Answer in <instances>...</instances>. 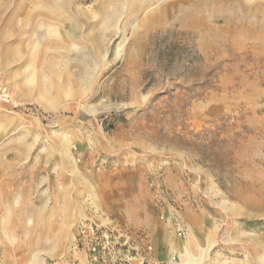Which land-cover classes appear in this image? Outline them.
<instances>
[{
  "label": "rangeland",
  "instance_id": "rangeland-1",
  "mask_svg": "<svg viewBox=\"0 0 264 264\" xmlns=\"http://www.w3.org/2000/svg\"><path fill=\"white\" fill-rule=\"evenodd\" d=\"M193 1L0 0V87L15 104L0 106V264L58 255L21 244L18 230L42 217L26 212L105 176L149 189L131 223L85 193L57 223L91 222L128 240L130 258L264 264V46L211 10L220 0H204L220 46L164 21L163 8ZM241 11L242 25L259 22Z\"/></svg>",
  "mask_w": 264,
  "mask_h": 264
},
{
  "label": "crops",
  "instance_id": "crops-1",
  "mask_svg": "<svg viewBox=\"0 0 264 264\" xmlns=\"http://www.w3.org/2000/svg\"><path fill=\"white\" fill-rule=\"evenodd\" d=\"M71 183L65 184L62 187L63 191L53 196L51 206L48 207H45L44 192L42 194L44 205L34 206L32 210L26 212V214L41 215L42 217L36 218L33 224L18 230L22 245L60 248L58 255L46 256L45 264H91L85 251L76 250L73 247L77 229L69 224L57 223L61 215L69 214V211L73 208L75 211L82 208L81 201L75 202L79 194L85 193L87 197L99 198L98 206L106 213L118 212L120 208V212L124 215L123 220L126 223L132 222L128 216L136 209L135 200L144 199L149 195V189L143 179L138 178L135 180L132 176L96 177L79 181L78 185L80 186ZM117 200H120L122 204H116ZM118 206L120 207L114 208ZM45 215H50V217L45 218ZM11 230L13 231V228ZM125 242L128 245V240H125ZM144 249H140L141 255L130 258L131 264H177L171 262L169 256L162 254L161 251L154 250L152 253H146ZM171 252L173 251L171 250Z\"/></svg>",
  "mask_w": 264,
  "mask_h": 264
},
{
  "label": "bare ground",
  "instance_id": "bare-ground-1",
  "mask_svg": "<svg viewBox=\"0 0 264 264\" xmlns=\"http://www.w3.org/2000/svg\"><path fill=\"white\" fill-rule=\"evenodd\" d=\"M194 1L191 2V3H183L181 5L174 4L172 6L171 5H168L166 7L164 6L165 8H163L161 10V13L163 12L164 21L168 20V19H172V21H171L172 24L182 25L183 28H185L191 34V36L196 37L198 40H201V39L209 40L210 39L214 43H216L217 46H220L221 45V41L218 40V37L214 33L211 32V26L209 24V21L205 17V10H206V7H207L205 5H207V4L205 3L204 0H196V1H198L197 5L194 6ZM196 1H195V3H196ZM220 1L218 3H220ZM247 1H250V0H247ZM263 1L264 0H258V2L253 6V8L252 7L249 8L250 6L247 7L246 3H245L246 4V6H245V4H244L245 0H244V2H243V0H223L222 4H218L217 2L212 4L211 5V10L212 11H217L218 13H220L221 11H226V10L229 11V15L230 16L227 18L226 23L227 22L231 23V24L235 25V27L242 26V27H246L247 28V26H248L249 28H247V33L246 34L249 35L248 37H251L252 40H255L254 45H257V41H258L259 45L261 44V46H264V39H259V38L258 39H254V35L250 31L251 27L256 25L258 27V29L262 33H264V2ZM177 9H180L183 12L182 14H179L181 16H178V17L176 16L175 13L177 12L176 11ZM237 10H238V12L240 10L243 11V12L241 11V13H243V15H242L243 18L247 17L248 15L250 16L252 14L254 19L259 18L260 20H259V22H256L255 24L254 23H248V24H243L242 25L239 22L238 19L234 18V15L237 12ZM177 15H178V13H177ZM165 24L164 23H162V24L159 23L158 25H159V27H162ZM151 25H153V24H151ZM96 26L98 27L99 25H96ZM75 27H76L75 24L70 25V28L72 30H76ZM49 28H51V30L52 29L54 30V27L51 26V25L49 26ZM99 28L101 29L102 27H99ZM152 29H155V28H153V26H149L148 25L147 28H146V31H151Z\"/></svg>",
  "mask_w": 264,
  "mask_h": 264
},
{
  "label": "built area",
  "instance_id": "built-area-1",
  "mask_svg": "<svg viewBox=\"0 0 264 264\" xmlns=\"http://www.w3.org/2000/svg\"><path fill=\"white\" fill-rule=\"evenodd\" d=\"M14 106L10 93L0 87V106ZM106 235V234H105ZM99 234V228L91 222L78 226L74 246L85 251L91 264H130L125 241L116 242ZM149 250V248H148Z\"/></svg>",
  "mask_w": 264,
  "mask_h": 264
}]
</instances>
